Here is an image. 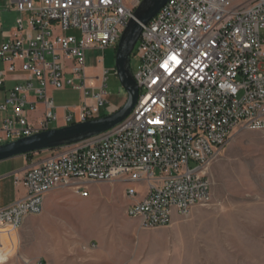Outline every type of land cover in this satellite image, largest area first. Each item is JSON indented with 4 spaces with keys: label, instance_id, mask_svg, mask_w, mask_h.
Returning <instances> with one entry per match:
<instances>
[{
    "label": "built area",
    "instance_id": "1",
    "mask_svg": "<svg viewBox=\"0 0 264 264\" xmlns=\"http://www.w3.org/2000/svg\"><path fill=\"white\" fill-rule=\"evenodd\" d=\"M141 1L15 0L22 16L0 48V146L52 129L60 118L51 90L82 92L79 107L64 108L66 128L101 117L110 71L87 76V55L117 51ZM263 32L264 0L168 2L135 46L140 96L131 115L94 139L47 151L16 179L26 195L0 209V249L61 189L88 198L91 184L127 185V216L152 229L208 202L209 169L233 135L264 131Z\"/></svg>",
    "mask_w": 264,
    "mask_h": 264
},
{
    "label": "rangeland",
    "instance_id": "2",
    "mask_svg": "<svg viewBox=\"0 0 264 264\" xmlns=\"http://www.w3.org/2000/svg\"><path fill=\"white\" fill-rule=\"evenodd\" d=\"M134 2L125 0L127 8ZM21 16L11 0H0V47L1 32L12 30ZM116 54L109 49L87 55L94 75L101 73V57L110 71L103 114L127 100L115 71ZM130 61L135 75V53ZM50 95L59 116L65 107L82 103L72 87L51 90ZM41 110L39 105L37 117ZM60 123L55 121L52 129ZM51 155L45 152L42 157ZM207 177L212 184L209 201L190 215H175L164 229L144 227L127 216V185L91 184L88 198L72 189L54 191L41 215L27 219L13 237H2L0 264H264V131H237ZM135 189L145 191L139 185Z\"/></svg>",
    "mask_w": 264,
    "mask_h": 264
},
{
    "label": "water",
    "instance_id": "3",
    "mask_svg": "<svg viewBox=\"0 0 264 264\" xmlns=\"http://www.w3.org/2000/svg\"><path fill=\"white\" fill-rule=\"evenodd\" d=\"M171 0H142L134 12V17L122 34L116 54V74L121 87L127 93L126 103L113 113L107 114L85 123L75 124L57 129H50L30 137L13 141L0 146V163L16 157L47 152L75 145L94 139L125 121L135 109L140 96V88L135 80L131 59L135 46L143 32V26L148 25L161 9Z\"/></svg>",
    "mask_w": 264,
    "mask_h": 264
},
{
    "label": "crops",
    "instance_id": "4",
    "mask_svg": "<svg viewBox=\"0 0 264 264\" xmlns=\"http://www.w3.org/2000/svg\"><path fill=\"white\" fill-rule=\"evenodd\" d=\"M11 2L13 3L14 11H16L15 0H11ZM1 27L2 26L0 24V29H1ZM15 27L12 30L1 32V37H2L1 39L3 40V43L7 40L6 39L7 36L13 32ZM101 66H102L101 73L96 74V75H94L95 73H93L91 71L92 68H89L87 66V74H88L87 76H89V77L101 76V74L104 70V66L103 65H101ZM12 86H13V83L7 84L8 89L11 88ZM75 91L79 92L82 96V99H83L82 92H80L78 90H75ZM75 107H79V106H74L73 108H75ZM112 107L110 108V110H107L106 114L112 113L118 109V108H116V109H113L111 111ZM65 108L73 109L72 107H65ZM36 112H38V111H36ZM36 112L31 113L29 116L30 121L34 124H36L39 121L40 116H42L43 107H42V110L40 111L39 117H37L35 115ZM102 114H103V111H102ZM63 116H64V114L58 116L60 118L61 123L57 128L66 127L63 123ZM57 128H55V129H57ZM44 153L45 152L36 153L33 156L28 157V158L26 156L16 157L14 159L0 163V209L4 208L6 206H9V205H11V204H13V203L24 198V196L26 195L25 187L21 184H19V185L16 184V179L22 178L25 170L29 169V167L40 163L43 160L42 156ZM11 177H13V178L11 179ZM51 195H54V192L47 195L48 196L47 200H49Z\"/></svg>",
    "mask_w": 264,
    "mask_h": 264
},
{
    "label": "trees",
    "instance_id": "5",
    "mask_svg": "<svg viewBox=\"0 0 264 264\" xmlns=\"http://www.w3.org/2000/svg\"><path fill=\"white\" fill-rule=\"evenodd\" d=\"M101 115V117H105V116H107V114L105 115V114H100ZM34 154H29V155H26V157L28 158V157H31V156H33Z\"/></svg>",
    "mask_w": 264,
    "mask_h": 264
}]
</instances>
